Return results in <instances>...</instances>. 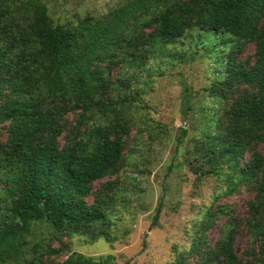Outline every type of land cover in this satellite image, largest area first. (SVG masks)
<instances>
[{
  "label": "trees",
  "instance_id": "1",
  "mask_svg": "<svg viewBox=\"0 0 264 264\" xmlns=\"http://www.w3.org/2000/svg\"><path fill=\"white\" fill-rule=\"evenodd\" d=\"M194 30L218 39L212 96L223 110L217 135L205 134L199 154L226 165L229 177L252 187L255 197L246 225L249 261L233 249L230 222L212 248H200L201 235L190 252L197 264H264V157L256 151L264 144V0H130L77 25L54 24L36 0H0V124L8 126L0 143V264H33L37 256L26 258V237L37 224L60 235L108 236L107 213L120 189L95 192L90 204L85 198L95 183L119 173L128 134V125L117 121L119 102L107 98L110 70L141 73ZM250 43L252 65L240 60ZM236 84L251 91L229 104ZM77 110L107 115L109 122L59 148L60 122ZM189 110L187 105L184 112ZM112 258L72 253L64 264H113Z\"/></svg>",
  "mask_w": 264,
  "mask_h": 264
},
{
  "label": "rangeland",
  "instance_id": "2",
  "mask_svg": "<svg viewBox=\"0 0 264 264\" xmlns=\"http://www.w3.org/2000/svg\"><path fill=\"white\" fill-rule=\"evenodd\" d=\"M36 1L44 5L54 24L77 25L85 18L99 19L130 0ZM170 48L169 55L150 59L141 73L119 66L110 70L107 98L119 102L117 121L128 125V134L119 173L95 183L85 198L90 204L95 192L120 189L107 213L108 236L90 240L84 235H60L37 224L26 237V258L37 256L33 264H64L72 253L92 260L112 256L113 264H197L198 256L190 252L196 239L204 235L200 248H212L228 222L235 228L236 255L243 263L251 259L246 225L254 189L230 178L226 165L198 151L205 134L217 135L215 122L223 114L212 96L220 71L214 61L220 55L218 39L194 30ZM254 53L250 43L240 60L252 65ZM248 91V85L236 84L229 104ZM187 105L190 110L185 113ZM81 113L70 111L62 118L59 148L109 122L104 114ZM7 127L0 124V143L6 142ZM256 151L264 157V144L257 145ZM208 216L212 223L203 231Z\"/></svg>",
  "mask_w": 264,
  "mask_h": 264
}]
</instances>
